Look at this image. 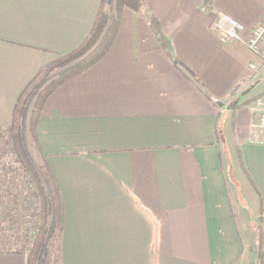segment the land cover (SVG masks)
Returning <instances> with one entry per match:
<instances>
[{"label": "crops", "instance_id": "0c3cea01", "mask_svg": "<svg viewBox=\"0 0 264 264\" xmlns=\"http://www.w3.org/2000/svg\"><path fill=\"white\" fill-rule=\"evenodd\" d=\"M101 3L0 0V131L40 69L86 40ZM220 13L248 35L264 0H143L105 55L46 99L37 131L62 202V264L256 259L264 144L250 124L264 67L221 39ZM26 253L0 243V264H27Z\"/></svg>", "mask_w": 264, "mask_h": 264}, {"label": "trees", "instance_id": "16d2710c", "mask_svg": "<svg viewBox=\"0 0 264 264\" xmlns=\"http://www.w3.org/2000/svg\"><path fill=\"white\" fill-rule=\"evenodd\" d=\"M142 7L143 0H102L94 26L86 40L71 53L60 56L42 67L16 102L10 127L6 131L18 156L19 164L34 188L33 197L39 201L40 206L34 212L38 225L36 229L34 228L35 233L26 251L27 264H62V202L57 182L41 153L37 131L46 99L58 86L85 72L105 55L114 40L125 9L139 11ZM151 22L158 31L164 48L169 52V41L162 34L159 22L154 17H151ZM106 29L105 37L96 52L85 61L67 68L92 51L102 39ZM58 70L62 72L57 75ZM29 141L37 150L42 163L38 164L31 159L27 146ZM263 213L262 207L260 225L256 228L257 257L251 264H263Z\"/></svg>", "mask_w": 264, "mask_h": 264}, {"label": "rangeland", "instance_id": "374dc122", "mask_svg": "<svg viewBox=\"0 0 264 264\" xmlns=\"http://www.w3.org/2000/svg\"><path fill=\"white\" fill-rule=\"evenodd\" d=\"M110 14L112 15L111 7ZM106 32L107 29L105 34ZM105 34L103 35V39ZM103 39L100 40V44ZM100 44L87 55L74 61V63L67 68L88 59L96 52ZM261 66L264 67L262 61ZM61 72V70H58L56 74L58 75ZM257 101H262L264 103V97H257L252 105L253 108L256 107ZM251 125L252 121L250 124V135L253 141L254 137ZM28 143L27 146L31 159L38 164L42 163V159L38 156V152L35 150L34 145H32L30 141ZM31 186L28 176L19 164L18 156L15 153L7 131H0V243L5 250L26 252L30 247L32 231H34V228L36 229L38 225L36 217L34 218L33 215L37 208L40 207L39 201L33 197ZM250 227L253 228L254 233H256L257 226L251 224Z\"/></svg>", "mask_w": 264, "mask_h": 264}, {"label": "built area", "instance_id": "2783aa9c", "mask_svg": "<svg viewBox=\"0 0 264 264\" xmlns=\"http://www.w3.org/2000/svg\"><path fill=\"white\" fill-rule=\"evenodd\" d=\"M213 25L219 31L220 37L224 42L230 41L244 44L248 49L260 57L264 65V16L248 35H246L247 29L245 25L228 14H217ZM251 68L256 69L257 67L252 64ZM262 106H264V103L262 101H257L256 107L253 108L254 118L251 127L254 137L253 141L264 144V107ZM33 190L34 188L32 187V192ZM34 233L35 232L32 231L31 237Z\"/></svg>", "mask_w": 264, "mask_h": 264}]
</instances>
